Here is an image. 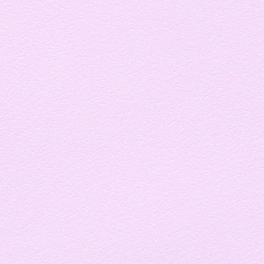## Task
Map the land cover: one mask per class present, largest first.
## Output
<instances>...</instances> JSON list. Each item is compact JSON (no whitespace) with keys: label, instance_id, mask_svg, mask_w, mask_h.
<instances>
[{"label":"snow or ice","instance_id":"1","mask_svg":"<svg viewBox=\"0 0 264 264\" xmlns=\"http://www.w3.org/2000/svg\"><path fill=\"white\" fill-rule=\"evenodd\" d=\"M0 264H264V0H0Z\"/></svg>","mask_w":264,"mask_h":264}]
</instances>
